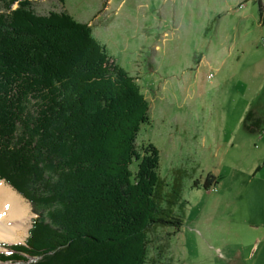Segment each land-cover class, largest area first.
<instances>
[{
    "label": "trees",
    "instance_id": "16d2710c",
    "mask_svg": "<svg viewBox=\"0 0 264 264\" xmlns=\"http://www.w3.org/2000/svg\"><path fill=\"white\" fill-rule=\"evenodd\" d=\"M150 121L138 78L90 26L0 0V181L37 216L0 263L161 264L149 258L150 235L181 231V186L161 177L153 144L138 148ZM242 127L261 135L264 119L249 111ZM220 180L209 174L205 189Z\"/></svg>",
    "mask_w": 264,
    "mask_h": 264
},
{
    "label": "rangeland",
    "instance_id": "374dc122",
    "mask_svg": "<svg viewBox=\"0 0 264 264\" xmlns=\"http://www.w3.org/2000/svg\"><path fill=\"white\" fill-rule=\"evenodd\" d=\"M30 1L38 15L67 12L90 26L150 103L137 145L153 144L161 177L181 186L174 211L183 227L169 241L173 228L155 229L149 258L264 264V133L242 127L249 111L264 119V0ZM209 174L221 180L208 191ZM16 193L28 207L29 233L37 216ZM22 243L0 240V254Z\"/></svg>",
    "mask_w": 264,
    "mask_h": 264
},
{
    "label": "bare ground",
    "instance_id": "6f19581e",
    "mask_svg": "<svg viewBox=\"0 0 264 264\" xmlns=\"http://www.w3.org/2000/svg\"><path fill=\"white\" fill-rule=\"evenodd\" d=\"M30 221L24 200L5 183L0 185V240L25 241Z\"/></svg>",
    "mask_w": 264,
    "mask_h": 264
},
{
    "label": "crops",
    "instance_id": "0c3cea01",
    "mask_svg": "<svg viewBox=\"0 0 264 264\" xmlns=\"http://www.w3.org/2000/svg\"><path fill=\"white\" fill-rule=\"evenodd\" d=\"M96 38V37H95ZM99 41V40H98ZM100 42V41H99ZM101 43V42H100ZM102 44V43H101ZM233 48V47H231ZM107 50V49H106ZM232 52V50H231ZM247 114V113H246ZM244 120V119H243ZM242 120V122H243ZM235 132L238 134V137H239V120H238V124L235 128ZM237 136H235L233 139H232V146L235 147V148H239V138ZM237 139H238V143H237Z\"/></svg>",
    "mask_w": 264,
    "mask_h": 264
}]
</instances>
